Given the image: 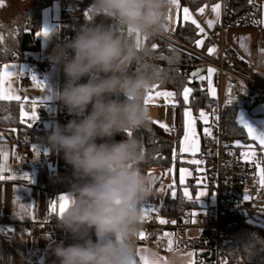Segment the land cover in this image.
<instances>
[{"label":"clouds","instance_id":"1","mask_svg":"<svg viewBox=\"0 0 264 264\" xmlns=\"http://www.w3.org/2000/svg\"><path fill=\"white\" fill-rule=\"evenodd\" d=\"M172 7V0H92V19L110 23L85 26L52 51L66 77L55 98L76 117L47 135V152L63 153L75 178L56 223L76 242L52 246L58 264H140L141 257L149 264H188L179 251H170L165 262L158 249L137 246L156 176L145 173L144 146L128 134L153 118L145 101L162 81L145 41L165 33ZM253 63L264 69V48ZM117 134L122 139L114 140Z\"/></svg>","mask_w":264,"mask_h":264},{"label":"crops","instance_id":"2","mask_svg":"<svg viewBox=\"0 0 264 264\" xmlns=\"http://www.w3.org/2000/svg\"><path fill=\"white\" fill-rule=\"evenodd\" d=\"M194 1L196 4L198 3V0ZM66 2L69 3V1ZM216 5L219 4H213L212 8V14L215 15V17L211 16L212 25L219 16L220 7L218 13L213 11ZM90 6L84 11V18L91 11ZM69 16L71 15L62 16L61 0H54L52 4L41 10L39 19L21 17L18 24L16 22L11 24L16 15L11 14L9 3L0 4V57L3 59L0 65V74L5 71L11 73L10 76L0 82V89L11 90L13 95L19 97V99L10 101H17L21 105L20 116L22 120V125L18 128L3 122L2 119L6 114L0 113V169H3L0 171V176H3V179H0V214L2 216L0 220V264H57V260L51 251L52 246L57 243L54 234L50 229H47L41 237L40 244L33 246L27 233V224L29 222H47L54 202L59 213V197L61 195L67 196L68 192L55 188L54 197L51 198L46 185L48 179L46 175L41 176V173L44 171L53 175L51 171L60 166V153L47 152L46 148L48 132L57 125L52 117L57 114L58 105L60 103L63 105L61 101L55 98V94L65 87L66 77L62 66L53 63L50 57L53 49L60 45L62 26L64 20ZM183 19L192 20L191 17H184ZM29 20H33L30 29L25 25V22ZM45 28L49 31L48 37L38 35ZM223 38L225 44L233 48L245 64L254 66V53L258 49L259 43H264V0L260 19L256 26L241 28L228 26L224 30ZM243 45L247 46V51ZM27 58H48L52 65L49 69H45L43 66L32 67L25 61ZM258 71L260 75L264 76V69H256V72ZM33 77L43 86L38 85ZM209 79L211 80L212 91H210ZM86 80V77L82 78L81 82H86ZM215 80L213 75L208 78L209 92L213 95L214 91L215 95L213 96L218 94ZM39 105L44 106V114L49 117L44 121L42 130L37 128L38 120L42 115L38 109ZM65 111L66 115L61 122L62 126L66 125L70 117L74 116L67 109ZM33 112H35V119H31ZM241 116L258 132H264V114H253L251 108L243 105L237 112V122L243 126L240 123ZM244 129L249 141L245 143L237 139L235 144L242 147L257 148L260 150V158H264V147H261L258 141L252 140L247 129ZM44 132L45 135H43ZM25 138L33 142L31 156L19 163L14 144L17 140ZM181 160L189 163V165L182 166L176 171L175 185L180 186L185 199H189L184 195L185 189H187L191 195L189 200H195L199 206L205 205L207 198L199 197V193L204 191L209 194V182L203 177V168L199 166L198 158L194 156L191 159L190 156H185ZM182 170L186 173L183 183L180 179ZM25 176L30 177V180L24 179ZM56 181H58L57 177H55V184ZM158 201L161 203L160 200ZM200 223V220L186 222L180 232H177L172 226H168L163 228L155 237L150 236L147 229L142 227L140 234L143 233L144 235L143 238L139 235L137 246L141 250L158 249L161 257L165 260H167L170 251L176 250L182 255L189 256L188 264L189 261L194 262V264H201L192 246L193 241L200 237L203 230ZM169 247H171L170 251ZM140 263L143 264L142 261Z\"/></svg>","mask_w":264,"mask_h":264},{"label":"built area","instance_id":"3","mask_svg":"<svg viewBox=\"0 0 264 264\" xmlns=\"http://www.w3.org/2000/svg\"><path fill=\"white\" fill-rule=\"evenodd\" d=\"M66 1L61 0L62 16L79 17L81 3L87 0H72L68 4ZM88 1L92 2V0ZM237 2L238 0H201V3L196 5L194 0H181L182 6H185L190 12L192 20L181 19L183 22L195 21V23H192L198 28L200 33L198 41L202 40L203 44L206 41L208 42L206 50H203L202 46H198L197 42L192 45L183 41L174 30H166L165 33L156 37L197 57L196 66L205 65L208 68L215 69L218 76V110L213 119L212 133L217 137V146L216 151L212 155L198 158V164L203 168V177L213 185L212 193L209 194L206 204L186 213L184 222L177 223L171 216L160 211V202L152 195L143 204L144 217L142 227L147 229L150 236L155 237L165 227L172 226L177 232H180L186 222L200 220L202 229H211L215 232V264H219L220 260L225 258L220 254L222 226L244 215L245 211H253L259 207L258 201L253 197L246 199L245 195V188L249 182L253 178L259 177L256 165L245 161L241 155L229 150L227 148L228 141L224 139L225 125L223 122L222 102L225 97L224 87L226 81L227 94L238 99L242 105L249 108H253L258 104L264 105V76L257 74L255 66L245 64L238 57L237 52L225 44L223 38L224 30L228 26L247 27L258 23L263 0H250V3L236 13ZM215 3L220 6L219 16L217 21L210 26L208 18L212 14L213 4ZM201 9L203 11H200ZM25 25L30 29L33 25V20L26 21ZM62 27L60 45L72 40V36L64 31V26ZM201 29H203L202 32ZM210 48L214 49L211 53L209 52ZM259 48H264V43H259ZM2 61L3 59L0 57V65ZM25 61L32 67L43 66L45 69H49L52 65L48 58H27ZM38 109L42 115L38 120L37 128L42 130L44 121L49 117L44 114L43 105H39ZM65 115V107L60 103L57 114L52 119L62 126L61 122ZM74 118L76 117L72 116L69 120ZM174 132L178 134V109L177 125ZM32 146L33 142L27 138L19 139L15 142L14 147L19 163L30 158ZM51 173L59 179L60 166L52 170ZM161 176L162 174L159 175V178ZM193 213H196V215L194 216ZM58 217L59 213L56 210L49 213L45 223L29 222L27 224V233L31 245L38 246L41 237L47 229H50L57 243H59L58 236L61 228L56 223ZM1 219L2 216L0 214ZM161 220L165 221V223H160ZM196 241L197 243L199 242L198 240ZM199 245H201L200 242ZM200 262L201 264L203 263L202 260Z\"/></svg>","mask_w":264,"mask_h":264},{"label":"trees","instance_id":"4","mask_svg":"<svg viewBox=\"0 0 264 264\" xmlns=\"http://www.w3.org/2000/svg\"><path fill=\"white\" fill-rule=\"evenodd\" d=\"M72 1V0H67ZM201 2L198 1L196 5ZM250 0H238L236 13L240 12ZM92 4L91 1H83L81 3V13L79 17L69 16L64 20V31L72 36H76L81 24L90 26L99 23H110L103 17L97 16L89 21H84V11ZM42 5L36 7L31 13V17L35 20L41 17L40 9ZM258 23L251 25L256 26ZM248 27V26H247ZM174 32L188 44L195 45L200 38L198 28L192 22H183L181 17L174 28ZM30 36V35H29ZM146 44L152 49L153 59L151 60L154 70L159 74L162 82L158 83L150 92L160 89H167L174 93L179 101L178 108V134L171 135L159 123L152 121L148 127L135 130V135L143 144L144 151L148 157L147 162L142 164L145 173L149 175V169L153 166H171L175 165L176 171L189 163L181 161L180 157L190 156L187 153H180V136L184 131L182 109L184 106H189L195 114L203 108L212 110L209 125H213V119L218 110V94L213 96L208 88V67L205 65H195L198 58L192 54L176 47L168 42L153 38ZM208 42H204L202 49L206 50ZM1 56V52H0ZM172 61L171 63L169 61ZM196 73V76H193ZM213 77L218 81L217 73L214 72ZM199 76H204L206 79L200 80ZM190 86L192 92L188 100V104L182 98V91L186 86ZM149 92V93H150ZM123 99V97H120ZM243 106L238 99L227 94L223 98L222 113L223 122L225 125L224 139L228 141L227 148L237 155L240 154L242 146L235 144L237 139L243 142H248L249 138L243 126L237 122L238 109ZM65 109H67L65 107ZM252 109V108H251ZM21 105L17 101L0 100V113L6 114L2 119L3 122L16 126L22 125L20 116ZM90 111V108H89ZM199 131L201 135L200 148L195 157L201 158L206 155H212L216 151L217 137L213 133L204 135L202 132V123L199 121ZM49 130L48 133H50ZM45 135V132L43 133ZM114 140L122 139L120 134H117ZM104 142L98 140L97 143ZM48 179L46 185L49 189L50 197H54L55 188L63 191H69L75 183L72 167L67 164L63 158V153H60V175L55 184V176L49 175V172H42L41 176ZM209 194L212 193L213 185L209 183ZM176 195L173 196L172 193ZM195 200L185 199L180 190L179 185H171L165 189V195L160 203V211L173 218L177 223L184 222V215L193 209L200 208ZM243 215L225 223L221 228L220 235V254L225 258L220 260L219 264H264V228L252 225L244 221ZM59 242L63 241L65 246L75 243L71 233L62 229L59 231ZM95 237H93L94 239ZM199 242L193 241V248L196 255L202 264H215V232L211 229H203ZM58 264V261H57ZM141 264V263H140Z\"/></svg>","mask_w":264,"mask_h":264},{"label":"rangeland","instance_id":"5","mask_svg":"<svg viewBox=\"0 0 264 264\" xmlns=\"http://www.w3.org/2000/svg\"><path fill=\"white\" fill-rule=\"evenodd\" d=\"M53 1L54 0H0V4L3 5V4L9 3V10L11 14L16 15V17L12 19L11 24H13V22H16L18 24V22H20L19 20L21 17L22 18L25 17L27 19L32 18L30 13L36 7L40 5H42V8L40 9V15H41V10H43V8L46 7L47 5L52 4ZM184 8L186 7L182 6L181 0H177V5H173V7L169 10V15L167 17V30H171V31L174 30L180 17L181 18L192 17L190 12H188L187 15L184 13L183 11ZM211 16L215 17L214 13L211 14ZM211 16L208 18V23L209 21H212ZM91 18L92 16L90 15V12H88V14L84 18V21H89ZM83 25L84 24H81L79 26V29L84 27ZM238 28H241V27H238ZM186 87L191 88L188 85ZM226 87H227V81L224 87L225 98L227 95ZM184 89L182 91L183 100H184V97H183ZM210 91H212L211 85H210ZM158 92L163 93V92H172V91L167 90V89H160L154 92H150L148 94V96L149 95L152 96V99L148 103V106L152 112V117H153L152 121H155L159 123L160 125L161 124L167 125L169 130H166V131L169 132L171 135L175 136L174 129L176 128V125H177V109H178L177 105L179 104V101L175 95L167 99L163 95L157 96L156 94ZM190 94H189V98H190ZM186 110L191 112V116L195 122L194 129L196 132V138L198 139L199 148H200V139H201V135L199 131V121L202 123V132L204 135H208V134H205V128H207L208 131L212 133V126H210L209 124H205L203 120H201L200 113L204 112L207 115L208 123H209L211 119V115H212V110L210 108H203L199 111L198 114H195L189 106H184L182 109L184 131L182 132L180 136V153H187L190 155V158L193 159V157L196 155L198 151H196L195 154H193L191 151H181L182 147H184V144H185V140H184L185 138V116H184V113ZM189 136L191 137V133H189ZM259 151L260 150L257 148L241 147L240 154L244 158L245 161L254 163L257 166V169H258V166L259 168H264V158L262 157L260 158ZM250 152H255V156L245 157L243 155L244 153H250ZM182 157H185V156H182ZM182 157H180V160ZM160 174H162V176L159 178ZM149 175L156 176V182L154 184L153 195L158 200L162 201L165 195V189L169 188L171 185L176 184V180H177L176 167L175 165H171L168 167L156 166V167L149 169ZM181 176H183L184 178V176H186V173L181 171L180 179H181ZM245 191H246L245 195L247 198L253 197L256 201L259 202V207L253 211H245L243 215L244 221H246L249 224L257 225V226L264 228V186L261 185L260 177L257 176L253 178L249 182L248 186L245 188ZM204 197L208 199L209 194L205 195ZM207 199H205V202L207 201ZM201 224L202 223H200V225Z\"/></svg>","mask_w":264,"mask_h":264},{"label":"snow or ice","instance_id":"6","mask_svg":"<svg viewBox=\"0 0 264 264\" xmlns=\"http://www.w3.org/2000/svg\"><path fill=\"white\" fill-rule=\"evenodd\" d=\"M172 3L173 5H177V0H172ZM219 5H216L215 8L213 9V11H216L218 13V9H219ZM184 13L187 15L188 14V9L187 8H184L183 9ZM201 11H203L201 9ZM193 23H195V21L193 20L192 21ZM212 22L209 21V25L211 26ZM203 31V29H201V32ZM38 35H42L44 37H48L49 35V31L47 28H45L43 30L42 33H38ZM203 44V41H197V45L198 46H202ZM244 48H245V51H247V46L246 45H243ZM214 49H209V52H213ZM170 63L172 62L171 60L169 61ZM6 68L8 66H5ZM208 77L207 78H210L212 76V74L214 73L215 69H212V68H209L208 70ZM11 73L10 72H7L5 71L3 74H0V82H2L4 79H6L8 76H10ZM197 74L196 73H193V76H196ZM199 79L200 80H204L206 79V77L204 76H199ZM33 80L40 86H43L40 84L39 81H36V78L33 77ZM209 84L211 85V80L209 79ZM192 92V89L191 88H188L186 87L184 89V93H183V97H184V101L185 103L188 102L189 100V94ZM157 96L159 95H163L166 99L169 98V97H173L174 96V93L172 92H163V93H157L156 94ZM213 95H215L214 91H213ZM13 99H19V97H16L15 95L12 94L11 90H4V89H0V100H4V101H10V100H13ZM152 99V96L149 95L145 101V103L148 105V103L150 102V100ZM184 116H185V144H184V147H182L181 151H191L193 154H195L196 151L199 150V143H198V139L196 138V132H195V129H194V120L191 116V112L186 110L185 113H184ZM36 116H35V112L32 113V116H31V119H35ZM200 118L201 120H203V122L205 124H208V117L207 115L204 113V112H201L200 113ZM240 123L243 125L244 128L247 129V132H248V135L249 137H251L252 140L254 141H258L259 145L261 147H264V132H258L257 129H255L253 126H251L249 123H247L243 116H241V120H240ZM162 128H164L165 130H169L168 129V126L167 125H164V124H161L160 125ZM189 133H191V137L189 136ZM129 135H133L132 132H129L128 133ZM205 134H208L210 135L211 133L208 131L207 128H205ZM245 157H254L255 156V152H250V153H244L243 154ZM258 174H259V177H260V182H261V185L264 186V168H259L258 166ZM3 169H0V171H2ZM183 172V170H182ZM0 179H3V176H0ZM24 179H28L30 180V177L28 176H25ZM181 183H183V176H181ZM173 196L176 195L175 192L172 193ZM184 195L186 197H188L189 199H191V195L188 193L187 189H185V192H184ZM207 195V192H200L199 193V197H203ZM198 197V198H199ZM247 199V197H246ZM59 200H60V204H59V214L62 215L64 213V211L67 209V207L69 206L70 204V201L68 199L67 196L65 195H61L59 197ZM51 209L53 212L56 211V204L55 202L52 204L51 206ZM193 215L195 216L196 213H193ZM160 223H165V221L161 220ZM141 237L143 238V233L140 234ZM171 250V247H169V251ZM189 255H192V254H189ZM162 260H164L166 262V260L161 257ZM141 261L143 262V264H149V262L144 258V257H141ZM189 264H194V262L192 261H189Z\"/></svg>","mask_w":264,"mask_h":264},{"label":"water","instance_id":"7","mask_svg":"<svg viewBox=\"0 0 264 264\" xmlns=\"http://www.w3.org/2000/svg\"><path fill=\"white\" fill-rule=\"evenodd\" d=\"M251 112L253 114L259 115V114H263L264 113V105L258 104L255 105L252 109Z\"/></svg>","mask_w":264,"mask_h":264}]
</instances>
